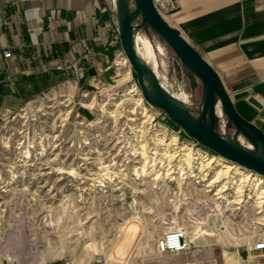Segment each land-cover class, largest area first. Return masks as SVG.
I'll use <instances>...</instances> for the list:
<instances>
[{"label":"rangeland","instance_id":"1","mask_svg":"<svg viewBox=\"0 0 264 264\" xmlns=\"http://www.w3.org/2000/svg\"><path fill=\"white\" fill-rule=\"evenodd\" d=\"M129 2L133 8L132 1L129 0ZM171 13H162L169 24L171 22L168 15ZM147 38L150 39L148 43L137 42V54L150 66L153 63L159 66V73L163 70L166 84L170 82L168 85L171 84V87L176 85L175 82L183 84L187 94L182 95L181 98L196 115L202 91L200 82L196 80L195 88L191 89L181 63L171 49L152 33H149ZM117 60L118 56L111 63L108 78L105 80L97 78L91 86L77 87L74 91V86L61 84L55 89L46 90L12 107H0V176L3 179L1 184L8 181L6 179L10 177L9 175L14 181H11V187L9 185L6 187V183L1 185L5 187H0V202L2 201L0 203V257L16 264L59 262L121 264L117 260V250L125 247L124 243L127 242L121 230H125L128 224L134 223L141 230L127 248V255L123 256L125 264H234L233 262L245 264L249 258L247 248L256 235L255 224L262 225L264 220L260 219V214L253 215L250 206L244 207L245 202H239L234 206L235 208H226L225 204H221L223 212L218 213L216 203L219 201L213 195L218 187H212L211 191L206 193L197 192L190 182L188 185L186 183L187 186H183L186 191L180 193L176 182H171L172 186L168 184L164 186L165 188L163 187L164 190L162 189L168 194L155 197L151 195L153 183H144L138 188H144L143 192L147 197L145 201L151 206L143 205L136 214L135 211L134 213L131 211L107 212L104 209L108 204L106 200H92L93 197H88V203L83 195L79 196L82 194L81 189L78 191L69 189L77 187L73 185L77 183L71 178L78 175L77 161L81 154L83 134L79 133L80 129L77 126L79 122H94L100 118L103 122L98 126L107 123L108 127H122L131 134L138 127L146 128L149 125L145 123L146 121H142L144 120L141 116L143 106L139 105L138 93L135 94L136 91H133L136 86L142 96L134 72L130 68L128 78L119 76L118 74L123 70H120L121 66L114 65ZM97 81L102 84L97 85ZM221 81L240 116L261 130L264 122L257 114L259 110L248 102L251 97L258 100L256 96L249 95L242 89L232 88L226 80L221 79ZM84 93L87 94L82 97ZM66 96L70 98L69 105L65 101ZM142 98L144 99L143 96ZM91 101L92 105L88 106ZM144 101L147 103L145 99ZM144 101L143 105L146 106ZM153 112L155 123L164 122L168 129L179 134L180 141L189 140L183 137L180 131L174 130L166 123L167 117L162 111L153 109ZM68 113V122L64 123L59 130L57 127L59 121L64 114ZM217 126L220 134L231 137L234 135L232 126L225 127L224 117L218 119ZM123 138L126 141L123 151L129 155L134 143V135L125 134ZM238 140L244 147L251 149L244 139L238 137ZM194 144L202 148L199 144L195 142ZM146 152H148L147 148ZM140 163L125 166L124 173L127 178L132 175V169L140 166ZM152 166L155 176L166 175L165 163L160 166L159 163L153 162ZM149 167L146 165V168ZM172 168L175 169V165ZM72 171L73 173H70ZM116 171L114 169V172ZM16 177L18 180L22 177L21 186L26 189H28L27 185L31 186L27 195L21 191L16 193ZM25 178H28L30 182L26 181L25 184ZM32 179L36 184L45 179V182L48 181V186L52 187L48 191L51 196L54 195L52 192H58L59 189L61 195H57L54 199L51 196L47 199L41 197L36 193L38 191ZM194 184L201 188L198 184ZM45 185L46 183L42 187L38 185L39 190ZM2 189L9 191L3 193ZM229 193L228 199L232 201L233 197ZM7 194H15V196L10 198ZM185 199L188 200L184 201ZM172 204L176 211L172 208ZM257 210L258 208L255 207L253 211ZM135 217H138V220ZM110 224L115 228L107 236L106 229ZM176 228L184 231L194 230L197 234L200 233V229L206 232L204 237H198L192 241L186 236L190 247L184 254L158 255L155 252V240L167 230ZM261 228L264 229V226ZM108 257L111 258L108 260Z\"/></svg>","mask_w":264,"mask_h":264},{"label":"crops","instance_id":"2","mask_svg":"<svg viewBox=\"0 0 264 264\" xmlns=\"http://www.w3.org/2000/svg\"><path fill=\"white\" fill-rule=\"evenodd\" d=\"M178 5L168 15L170 25L221 79L264 104V0H178ZM115 35L114 0H0V107L61 84L75 91L107 79L122 50ZM138 41L150 39L140 32ZM5 50L11 57H3ZM151 66L162 86L187 106L183 84L171 87L163 70Z\"/></svg>","mask_w":264,"mask_h":264},{"label":"water","instance_id":"3","mask_svg":"<svg viewBox=\"0 0 264 264\" xmlns=\"http://www.w3.org/2000/svg\"><path fill=\"white\" fill-rule=\"evenodd\" d=\"M114 0L117 32L124 56L133 70L142 96L149 105L162 111L167 119L197 144L216 155L256 174L264 175V132L236 111L218 73L157 11L153 0ZM140 32L152 33L164 42L180 61L191 89L201 84V99L194 115L178 98L166 90L152 66L136 51ZM248 102L264 117V105L251 97ZM225 118L234 135L218 132L217 121ZM238 137L251 149L244 147Z\"/></svg>","mask_w":264,"mask_h":264},{"label":"bare ground","instance_id":"4","mask_svg":"<svg viewBox=\"0 0 264 264\" xmlns=\"http://www.w3.org/2000/svg\"><path fill=\"white\" fill-rule=\"evenodd\" d=\"M116 64L118 66H121L120 70H123L122 72H120L121 75H118L125 79L128 78V71L130 69L128 59L126 57H118ZM134 87L135 88L133 91H136L135 94L138 93L137 96H139V105L142 104L143 106L141 116L144 117V120L142 121H146L145 123L149 125L146 128L144 126H141L140 128L138 127L137 130H134V132L132 133L134 135V143L129 155L123 151L124 145L121 148L120 154H122V161L124 162V165L121 164L119 169L116 167V172H114V169L110 170V166H107L106 170L110 171V173L107 175V191L110 189L114 191L120 190L125 194L127 192L125 186L127 185L130 187V190H132V195L134 196L130 200L134 202V192L137 191L138 193H143L144 188L139 189L138 187H142L144 183L152 182L153 184L151 185V191H154L155 189H163V187L168 184H170L169 186H172L171 182H176V186L177 189H179V192L184 193L186 191V188H184L183 186L186 185V183L188 185V183L191 182L193 189L197 192L201 191L203 193H206L211 191L210 188L218 187V189L213 194L219 201L216 203V207H218V213L223 212V209H221V204H225L226 208H232L235 205H238L239 202H245L244 207L250 206L251 213H253V215L260 214V219L264 220V175L256 174L233 162L227 161L226 159L218 155L215 156V153V155L210 154L208 151L197 147L192 141L185 139L180 141L178 137L179 134L176 131L168 129V127L163 124L164 122L155 123L154 114L149 108L146 107L147 105H143L144 99L140 95L139 89L136 86ZM92 101L88 103V106L92 105ZM82 103L85 104L84 101H82ZM151 124L152 126H150ZM171 131H173V133ZM146 148L148 152H146ZM126 156L127 158H125ZM157 156L159 157V159ZM142 159L143 161H141ZM153 162L159 163L160 166L165 163V166L167 167V169H165L166 175L161 174L155 176V171L153 170L154 167L152 166ZM138 163H140V166H142L141 169L139 168L140 166H135L134 170L132 169V175L127 178L126 173H124L125 166L128 167L131 164ZM146 165H149L150 167L146 168ZM173 165H175V169L172 168ZM157 172L160 173L159 171ZM70 173H73V171ZM105 175L106 173L104 174V176ZM118 177H122V179L118 180L119 182L116 181V178ZM150 179L151 181H148ZM32 180L33 183H35L34 179ZM163 180L164 182H162ZM12 182L14 181L12 180ZM44 183H46L45 187L39 190V187H42ZM194 183L198 184L201 188L196 187ZM220 183L222 185H220ZM9 184L12 186L11 183ZM9 184L6 183L5 186L8 187ZM5 186L0 187L3 188ZM102 186H105V183H103ZM35 187L38 191L36 193L41 195V197L43 196L46 199L50 198L51 194L48 191L52 187L51 185L48 186V181L45 182L44 179L38 184L35 183ZM8 191L9 190L2 189L1 192L5 193ZM245 192L246 194H244ZM228 193L233 197L232 201L228 199ZM122 196L123 197L118 199L119 202H122V200L126 198L124 197L125 195ZM51 197H54V195H52ZM91 197H95V195ZM241 197H243L242 200H240ZM126 203V206H129L130 203ZM255 207L258 208L256 212L253 211ZM135 219L138 220V217H135ZM262 223H264V221H262ZM260 224L261 223L255 224V228L257 230L256 233L264 232V229L261 228V226H264V224ZM140 230L141 228L134 223L128 224V227L125 230H121V233H123V238L127 240V242L124 243L125 247L119 248L117 250V260L118 262L120 261L121 264H125L123 256L127 255V248L134 242L136 237L139 235ZM199 232L200 233L197 234V232L194 230L186 229L185 234L188 239L192 241V239L204 237L206 231L200 229ZM163 234H161L160 236H162ZM260 236L264 235L259 234V237ZM110 258L111 257H108V260ZM233 263L235 264V262Z\"/></svg>","mask_w":264,"mask_h":264},{"label":"built area","instance_id":"5","mask_svg":"<svg viewBox=\"0 0 264 264\" xmlns=\"http://www.w3.org/2000/svg\"><path fill=\"white\" fill-rule=\"evenodd\" d=\"M153 3H154L155 8L161 15L162 13L174 12L178 8L177 0H153ZM114 39L117 42H119L118 35H115ZM117 56L125 57L122 50L118 51ZM3 57L4 58L11 57V52L9 50H5L3 52ZM114 65L117 66L116 62ZM96 84L100 85L102 83L100 81H97ZM86 94L87 93H84L82 97H84V95ZM68 97L69 96H66L67 99L65 101L69 105L70 98ZM144 103L147 105V108H149L151 112L154 114L153 107L149 105L148 103H146L145 101ZM110 117L113 118L112 116ZM68 118H69V113L64 114V117L62 118V120L59 121V124L57 125L59 130L62 129L61 127L64 126V123L66 124V122H68ZM102 122L103 121L100 118H98L94 122H90V121L84 122L83 121V122H79V125H77L78 128L80 129L79 133L81 135L83 134L82 145L80 146L81 154L79 155L80 157H78V161H77L78 162L77 164L78 165V168H77L78 175L71 178L72 181H75L77 183V185L73 184L77 187L72 188L69 186L70 185L69 183H68L69 184L68 187H70L69 189H72V190L74 189L75 191H78L79 189H81L82 194L79 196L82 197L83 195L84 200H87L88 203H89L88 195L90 198H92L91 196L95 195V197H93L92 200L93 199L106 200L108 204L106 203L107 205L104 209L107 212H117L118 213V212H130L131 211L132 213H134L135 211V214H136L138 210L142 209L143 205L151 206L148 202L145 201L147 197L145 196L144 192L143 193H138L137 191L134 192L135 202H133L132 200H130L132 197H134L132 195V190H130V187L127 185L125 186V189L127 191L125 194L120 190L114 191L110 189L107 191L106 189L107 187L106 183L108 181L107 175L110 173V171H107L106 168L107 166H110V168L115 169L116 167H120L121 164L124 165V162L122 161V154H120L121 148L123 147L124 144H126V141H124L123 135L125 134L132 135V134L127 132L126 130H123L122 127H108L107 123H105V125L103 126H98ZM122 131L124 132L122 133ZM126 163H127V160H126ZM105 173L106 175L104 176ZM9 176L10 177L6 179L8 181L4 182L3 184H1L3 182V179L0 176V186L4 185L5 183H8V184L11 183L12 177L11 175ZM122 177L116 178V181L119 182L118 180L122 179ZM20 179L21 180H18V177L15 178L16 180L15 184L17 185L16 193L21 191V192H25L27 195L29 189H31V186L27 185L28 189L21 186L20 183L22 181V177ZM25 179H26L24 182L25 184H26V181L27 183L30 182L28 178H25ZM103 183H105V186H102ZM163 190L155 189L153 192H151V195L157 197L160 194H168L166 192H163ZM60 191L61 190L59 189L58 191L59 193L56 191L52 192L55 195L53 199L57 195H61ZM15 194L13 195L7 194V195H9L11 198V197H14ZM122 195H125L124 197L126 198H124L122 202H119L118 199L123 197ZM3 197L5 198L6 196H3ZM84 200L83 202L85 203ZM186 200L188 199H185L184 201ZM4 202H7V201H4ZM126 202L130 203V204L128 203L129 206H126L127 205ZM173 204H172L173 206L172 208L175 209L176 211V208ZM114 228H115L114 225H111V224L107 226V229H106L107 236L110 235L111 231H113L112 229ZM259 234L264 235V232L256 233L254 240L252 241L250 246L247 248V253L250 254V257L248 259L246 258L247 260L245 264H264V236L259 237ZM189 247H190V244H189V241L186 239L185 231L180 228L169 229L168 231H166V233H164L162 236H160L155 241V251L160 256H172V255L184 254L187 252V250H189ZM0 260H6L9 264H16L6 258L0 257Z\"/></svg>","mask_w":264,"mask_h":264},{"label":"trees","instance_id":"6","mask_svg":"<svg viewBox=\"0 0 264 264\" xmlns=\"http://www.w3.org/2000/svg\"><path fill=\"white\" fill-rule=\"evenodd\" d=\"M134 76H135V74H134ZM165 119H166V118H165ZM164 121H165V120H164ZM166 123H168V125H169L170 127H172L173 129L180 131V133H181V135H182L183 137H185V138H187V139H189V140H191V141H193V142L196 143V141H194L193 139H191L190 137H188L184 132H182V131H181L176 125H174L173 123H171L168 119H166ZM201 147H202V146H201ZM202 148H204V147H202ZM204 149H205L206 151H208V152L214 154L213 152L207 150L206 148H204ZM214 155H215V154H214Z\"/></svg>","mask_w":264,"mask_h":264},{"label":"flooded vegetation","instance_id":"7","mask_svg":"<svg viewBox=\"0 0 264 264\" xmlns=\"http://www.w3.org/2000/svg\"><path fill=\"white\" fill-rule=\"evenodd\" d=\"M153 109H155L154 107H153ZM157 110V109H156Z\"/></svg>","mask_w":264,"mask_h":264}]
</instances>
